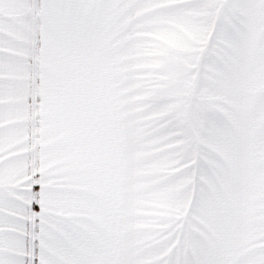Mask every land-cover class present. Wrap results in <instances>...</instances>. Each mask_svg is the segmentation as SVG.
Returning a JSON list of instances; mask_svg holds the SVG:
<instances>
[{
    "label": "snow or ice",
    "instance_id": "6c2138e0",
    "mask_svg": "<svg viewBox=\"0 0 264 264\" xmlns=\"http://www.w3.org/2000/svg\"><path fill=\"white\" fill-rule=\"evenodd\" d=\"M0 264H264V0H0Z\"/></svg>",
    "mask_w": 264,
    "mask_h": 264
}]
</instances>
